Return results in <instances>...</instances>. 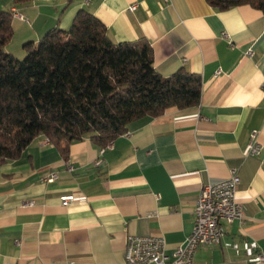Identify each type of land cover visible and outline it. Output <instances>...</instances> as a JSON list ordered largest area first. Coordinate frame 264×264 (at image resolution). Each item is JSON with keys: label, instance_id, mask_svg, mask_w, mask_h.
I'll return each instance as SVG.
<instances>
[{"label": "crops", "instance_id": "crops-1", "mask_svg": "<svg viewBox=\"0 0 264 264\" xmlns=\"http://www.w3.org/2000/svg\"><path fill=\"white\" fill-rule=\"evenodd\" d=\"M3 1L12 55L52 28L67 30L84 9L114 43L145 39L159 75L183 68L202 87L197 106L132 121L102 154L83 137L65 158L39 135L2 164L0 264H125L129 234L161 235L171 252L191 232L202 184L232 169L244 219L223 222L221 241L199 245L192 264H264L252 259L264 256V14L205 0ZM252 130L260 152L245 156Z\"/></svg>", "mask_w": 264, "mask_h": 264}, {"label": "trees", "instance_id": "trees-1", "mask_svg": "<svg viewBox=\"0 0 264 264\" xmlns=\"http://www.w3.org/2000/svg\"><path fill=\"white\" fill-rule=\"evenodd\" d=\"M205 1L219 10L249 5L264 14V0ZM11 18L0 6V166L39 135L67 158L72 141L89 137L102 147L132 121L199 104V75L183 68L159 75L145 39L114 43L84 9L67 30L52 28L36 43L26 42L21 61L5 50Z\"/></svg>", "mask_w": 264, "mask_h": 264}, {"label": "built area", "instance_id": "built-area-1", "mask_svg": "<svg viewBox=\"0 0 264 264\" xmlns=\"http://www.w3.org/2000/svg\"><path fill=\"white\" fill-rule=\"evenodd\" d=\"M135 8L136 4L128 7L131 11ZM17 15L21 18V15ZM247 54L251 55V51L248 50ZM256 138L257 132L252 130L243 151L245 156L259 154L260 145ZM112 146L113 141L102 146L100 153L111 149ZM67 169L72 171L74 168L68 164ZM56 177L57 174L52 172L46 181H53ZM238 185L239 177L235 169L230 171L227 178L210 180L202 184L193 208L191 232L171 252H167L165 239L161 235H127L124 249L125 264H192L199 245L221 241L225 234L223 222L244 219L242 205L236 199ZM72 199V195L61 197L64 204H69ZM252 259L264 260V256L257 255Z\"/></svg>", "mask_w": 264, "mask_h": 264}, {"label": "rangeland", "instance_id": "rangeland-1", "mask_svg": "<svg viewBox=\"0 0 264 264\" xmlns=\"http://www.w3.org/2000/svg\"><path fill=\"white\" fill-rule=\"evenodd\" d=\"M3 2H4L3 0H0V6H2L1 3H3ZM8 43H9V42H8ZM7 45H8V44H7ZM7 45H5V50H6L7 52H9V51H8V48H9V47H7ZM9 53H10V52H9ZM26 54H27V52H26ZM26 54H21V55L18 54V56L14 54L13 56H14L16 59H18V60L21 61V60H23V59L25 58Z\"/></svg>", "mask_w": 264, "mask_h": 264}]
</instances>
